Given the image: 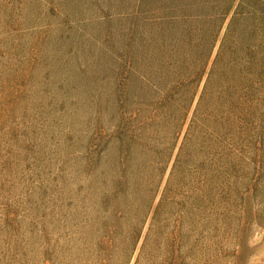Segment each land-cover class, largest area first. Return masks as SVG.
Here are the masks:
<instances>
[{"label":"rangeland","instance_id":"1","mask_svg":"<svg viewBox=\"0 0 264 264\" xmlns=\"http://www.w3.org/2000/svg\"><path fill=\"white\" fill-rule=\"evenodd\" d=\"M208 2L0 0V264H264V89L170 174L195 103L174 128L160 76L207 57ZM237 23L219 74L250 70Z\"/></svg>","mask_w":264,"mask_h":264},{"label":"trees","instance_id":"2","mask_svg":"<svg viewBox=\"0 0 264 264\" xmlns=\"http://www.w3.org/2000/svg\"><path fill=\"white\" fill-rule=\"evenodd\" d=\"M210 9L206 12L195 14L192 19V29L190 35L196 42V35L203 44H208L209 51L204 59L189 60L187 65L191 68L189 72H178L169 78L160 76L164 92L162 102L163 107L169 109V116L172 115V124L175 127H181L185 123L188 113L193 104L194 108L191 118L184 133L183 140L179 146L178 152L173 161L171 172L172 175L180 163V157L186 142L193 139V133L197 130V126L205 124L211 119L208 106L213 102L216 108L222 107L221 113L225 117H218L216 121L230 117L231 108L236 104L234 97L239 91L237 102L241 106L246 102L247 96L253 90L264 89V0H208ZM230 18L226 24L224 34L220 40L217 52L212 60L210 68L206 71L209 63L211 47L215 44L220 30L226 19ZM250 21V33L257 41L256 50L253 51L251 61L238 60L236 65L239 67H250V70L231 76L222 72H216L221 69L223 62V53L227 42L233 37L237 22L245 23ZM198 22L197 25L194 23ZM246 24V23H245ZM187 63V61H186ZM168 80V81H167ZM167 82V83H166ZM166 83V84H165ZM202 83V84H201ZM196 100V101H195ZM166 189V188H165ZM165 190L162 193L155 209L153 216L156 214L164 197ZM167 192V191H166Z\"/></svg>","mask_w":264,"mask_h":264}]
</instances>
